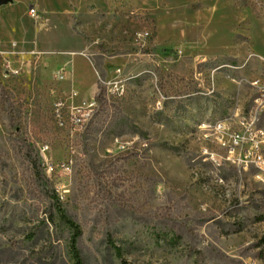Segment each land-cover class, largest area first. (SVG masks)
<instances>
[{"label": "rangeland", "instance_id": "obj_1", "mask_svg": "<svg viewBox=\"0 0 264 264\" xmlns=\"http://www.w3.org/2000/svg\"><path fill=\"white\" fill-rule=\"evenodd\" d=\"M59 211L83 264H264V0L0 6V264H72Z\"/></svg>", "mask_w": 264, "mask_h": 264}, {"label": "trees", "instance_id": "obj_2", "mask_svg": "<svg viewBox=\"0 0 264 264\" xmlns=\"http://www.w3.org/2000/svg\"><path fill=\"white\" fill-rule=\"evenodd\" d=\"M59 216L71 230V235L69 237V253L72 264H83L82 257L77 247V238L80 235L79 226L72 219L64 215L61 211H59ZM258 244L259 246L264 248V234L259 238ZM116 253H120L118 249L116 250Z\"/></svg>", "mask_w": 264, "mask_h": 264}, {"label": "built area", "instance_id": "obj_3", "mask_svg": "<svg viewBox=\"0 0 264 264\" xmlns=\"http://www.w3.org/2000/svg\"><path fill=\"white\" fill-rule=\"evenodd\" d=\"M28 13H29V15L32 16V17H35V16H36L35 8H34L32 5H31V6L29 7V9H28ZM6 66H7V68L9 69V71H11L12 73H15V74L18 73V70H17V69H13V68H11L9 63H8ZM77 120H78V118H77Z\"/></svg>", "mask_w": 264, "mask_h": 264}, {"label": "crops", "instance_id": "obj_4", "mask_svg": "<svg viewBox=\"0 0 264 264\" xmlns=\"http://www.w3.org/2000/svg\"><path fill=\"white\" fill-rule=\"evenodd\" d=\"M69 80H71L73 84L75 83V80H74V78H73V73H72V68H71V67H70V72H69L68 75H67V81H69ZM80 83H81V82H80ZM93 84H94V83H91V84L89 85V88H88V89L94 88ZM78 91H80V90L77 88V92H78ZM93 92H94V89L92 90V93H93Z\"/></svg>", "mask_w": 264, "mask_h": 264}, {"label": "water", "instance_id": "obj_5", "mask_svg": "<svg viewBox=\"0 0 264 264\" xmlns=\"http://www.w3.org/2000/svg\"><path fill=\"white\" fill-rule=\"evenodd\" d=\"M11 0H0V6L10 2Z\"/></svg>", "mask_w": 264, "mask_h": 264}, {"label": "bare ground", "instance_id": "obj_6", "mask_svg": "<svg viewBox=\"0 0 264 264\" xmlns=\"http://www.w3.org/2000/svg\"><path fill=\"white\" fill-rule=\"evenodd\" d=\"M123 92V91H122Z\"/></svg>", "mask_w": 264, "mask_h": 264}]
</instances>
